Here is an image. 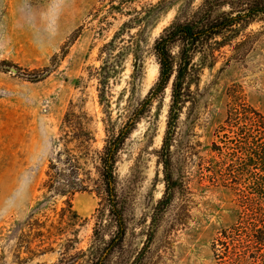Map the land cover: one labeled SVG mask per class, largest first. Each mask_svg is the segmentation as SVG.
Returning a JSON list of instances; mask_svg holds the SVG:
<instances>
[{
	"label": "rangeland",
	"instance_id": "rangeland-1",
	"mask_svg": "<svg viewBox=\"0 0 264 264\" xmlns=\"http://www.w3.org/2000/svg\"><path fill=\"white\" fill-rule=\"evenodd\" d=\"M202 1L0 0V264H67L76 254L85 264L88 249L106 247L103 264H228L221 242L240 221L244 187L212 174L244 158L241 132L259 136L243 127L251 110L264 119V17L213 57L195 56L198 78L171 131L170 86L143 104L158 78L154 40ZM135 17L142 23L123 27ZM126 132L108 198L99 152ZM66 150L86 186L71 198L79 218L70 220L67 196L47 186ZM112 204L125 233L107 246Z\"/></svg>",
	"mask_w": 264,
	"mask_h": 264
},
{
	"label": "trees",
	"instance_id": "trees-1",
	"mask_svg": "<svg viewBox=\"0 0 264 264\" xmlns=\"http://www.w3.org/2000/svg\"><path fill=\"white\" fill-rule=\"evenodd\" d=\"M133 1L136 0H125L127 3ZM225 5L231 8L227 12L221 11ZM261 17H264V0H203L192 18L172 22L154 40L152 52L158 65V78L147 92L143 104L149 107L153 100L159 98L170 86L168 132L175 127L179 113L190 97V86L197 81L195 56L204 54L213 57L214 51H219L227 45L229 34L236 33L243 24ZM129 22L124 23L123 27L142 23V18L135 17ZM206 51H211V54H206ZM141 61L137 56L135 70H140ZM243 108L237 106L233 111L237 112ZM251 113L256 118H248V113H245L243 128L252 127L259 136L245 133L242 128L239 144L244 158L237 164L233 162L226 164L223 169L226 176L220 173L212 174L215 176L214 181L244 187L242 204L239 205L240 221L229 232L223 233L226 242H221L228 249L226 260L228 264H264V119L252 110ZM127 135L128 132L106 141L102 151L99 152L100 182L108 198H115L113 170L118 149ZM168 146L165 140L164 147L167 149ZM66 152V159L63 161L66 167L64 170L57 172V165L50 164L47 186L58 195L67 196L65 201L67 208L63 209L66 213L63 215L68 216L70 220V218H79L72 209L71 198L76 192L86 190V186L79 178L76 158L68 150ZM57 159L59 161V157ZM253 169L257 173H253ZM116 209V204L110 206V213L115 215L117 221V232L107 246H111L115 241L121 244L124 238V222ZM106 250L107 247L100 251L88 249L90 258L85 264H103L109 254L104 256ZM78 255L70 256L67 264H76Z\"/></svg>",
	"mask_w": 264,
	"mask_h": 264
},
{
	"label": "water",
	"instance_id": "water-1",
	"mask_svg": "<svg viewBox=\"0 0 264 264\" xmlns=\"http://www.w3.org/2000/svg\"><path fill=\"white\" fill-rule=\"evenodd\" d=\"M11 71H13V72H14V70H13V69H11Z\"/></svg>",
	"mask_w": 264,
	"mask_h": 264
}]
</instances>
